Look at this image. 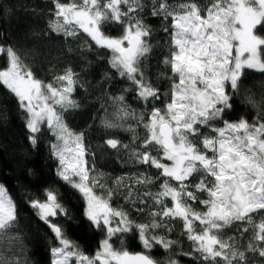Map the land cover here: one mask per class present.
Returning a JSON list of instances; mask_svg holds the SVG:
<instances>
[{
  "label": "snow or ice",
  "instance_id": "snow-or-ice-1",
  "mask_svg": "<svg viewBox=\"0 0 264 264\" xmlns=\"http://www.w3.org/2000/svg\"><path fill=\"white\" fill-rule=\"evenodd\" d=\"M149 2L153 17L171 21V53L164 63L173 78L170 92L163 93V108L155 107L162 93L142 68L151 52V30L143 20L145 0H54L56 10L49 24L53 32L66 37L82 31L98 47L110 50V66L135 86L137 99L145 105L137 112L123 95L112 97L115 110L105 113L102 124L133 133L143 127L146 132L131 149L115 138L105 141L111 149L128 152L136 164L158 170L155 178L136 173L115 181V190H124V199L144 207L149 201L154 205L146 223H136L127 212L112 208V190L106 196L93 190L103 185L90 178L83 133H72L64 120V113L80 107L73 98L77 75L68 68L46 83L14 48L0 45V54L8 57V67L0 69V83L24 110L32 144L46 124L58 141L51 145L60 165L58 176L83 195L86 218L105 232L101 247L93 256L86 255L66 238L63 226L53 222L58 213L65 219L69 216L57 196L49 191L44 202L33 200L31 207L58 242L50 250L52 264H165L146 254L157 245L170 254L166 264H179L171 258L178 243L169 238L173 220L182 222L192 243V251L180 255L197 257L201 264H250V254L264 259V119H224L233 99L226 85L237 91L245 69L264 74V36L257 33L258 26H264V0H209L204 7L196 0ZM110 26L121 27L123 33L107 35L103 29ZM217 121L222 126L216 127ZM204 127L209 134L201 132ZM132 139L135 145L137 137ZM161 178L157 190L148 187ZM201 195L206 198L200 199ZM197 201L202 211L193 207ZM254 216L260 217L258 223ZM16 225L17 205L0 183V264H26L7 254V245L20 240L13 235ZM233 226L236 234L227 235L225 230ZM133 231L145 252H129L123 239L120 248L113 247V237Z\"/></svg>",
  "mask_w": 264,
  "mask_h": 264
},
{
  "label": "trees",
  "instance_id": "trees-1",
  "mask_svg": "<svg viewBox=\"0 0 264 264\" xmlns=\"http://www.w3.org/2000/svg\"><path fill=\"white\" fill-rule=\"evenodd\" d=\"M60 2L66 3L68 0ZM196 2L204 7L209 0ZM145 4L147 7L143 20L151 30L148 39L151 52L143 61L142 68L148 80L162 93L160 100L155 102V107L163 108V93L170 92L173 78L171 68L164 63L165 57L171 53V21L165 22L160 17H153L149 11V0H145ZM55 10L54 0H0V45L14 48L35 76L46 83L52 82L55 76L62 75L68 68L77 75L78 83L73 98L80 107L64 113V120L73 133H83L90 178L98 179L99 184L103 185V188L94 186L93 190L102 196L112 190V208L127 212L136 223H146L151 219L148 212L154 205L149 201L148 207H144L138 201L133 204L124 199V190L116 192L115 181L117 177L136 173H147L155 178L158 170L148 165L136 164L129 158L128 152L111 149L105 144L107 139L115 138L131 149L142 142L146 132L143 127H137L133 133L108 129L102 124L105 113L111 114L115 110L112 97L123 95L125 102L137 112L144 110L145 105L137 99L135 86L110 66V50L98 47L82 31L76 36L66 37L50 29L49 24L54 18L52 14ZM165 28H168V32L164 31ZM103 30L110 36H120L123 33L119 26L105 27ZM257 33L264 36V26H258ZM6 67L8 57L0 54V68ZM226 91L233 99L231 110L224 115L225 120L236 121L243 117L252 122L257 118L264 119V74L245 69L238 90L233 92L227 86ZM151 107V104L148 105L149 109ZM215 126L220 127L222 124L217 121ZM201 132L209 134V129L201 128ZM31 135L18 99L0 83V183L8 189L17 205V225L13 235L20 237L16 243L7 245V254L26 264H52L50 250L58 246V242L50 227L37 215V210L31 207L33 200L44 202L51 191L69 214L65 219L58 213L57 217L52 218L53 222L63 226L66 238L78 245L84 254L93 256L105 238L104 230L96 228L86 218L83 195L58 176L60 165L51 147L55 138L50 129L44 126L35 134V145L31 142ZM133 135L137 137L135 145ZM197 180L198 177L194 178L193 183ZM160 183L162 178L148 187L155 191ZM140 191L142 194L144 188L141 187ZM205 198V195L200 196V199ZM168 206H172L170 201ZM193 207L198 211L203 210L198 201ZM253 219L258 223L260 217L254 216ZM169 226L173 229L169 238L178 242L172 249L171 258L179 261V264H201L197 257L180 255L181 252L192 251V243L184 234L182 222L173 220ZM225 232L227 235L236 234V226ZM247 238L246 234L243 242ZM120 239L124 240V246L129 252H145L135 231L123 237H113L111 243L114 248H120ZM146 254L165 264L170 256L168 251L158 245ZM250 257V264H264V259L255 254H250Z\"/></svg>",
  "mask_w": 264,
  "mask_h": 264
},
{
  "label": "rangeland",
  "instance_id": "rangeland-1",
  "mask_svg": "<svg viewBox=\"0 0 264 264\" xmlns=\"http://www.w3.org/2000/svg\"><path fill=\"white\" fill-rule=\"evenodd\" d=\"M0 69H4V68H0ZM227 86H228V85H226V90H227ZM58 110H59V109H58ZM44 126L47 127L46 124H42V125H41V128L44 127ZM68 129H69V128H68ZM69 130H70V129H69ZM50 131H51V130H50ZM70 131H71V130H70ZM71 132H72V131H71ZM51 133L53 134L52 131H51ZM72 133H73V132H72ZM74 134H76V133H74ZM53 136H54V134H53ZM54 138H55V136H54ZM56 143H58V141H57L56 139H54V142H53L52 144H56ZM58 202H59V201H58ZM59 203H60V202H59ZM85 203H86V199H85ZM104 239H105V238H104ZM104 239H103V240H104ZM103 240H102V241H103ZM110 242H111V241H110ZM73 264H75V262H73Z\"/></svg>",
  "mask_w": 264,
  "mask_h": 264
},
{
  "label": "water",
  "instance_id": "water-1",
  "mask_svg": "<svg viewBox=\"0 0 264 264\" xmlns=\"http://www.w3.org/2000/svg\"><path fill=\"white\" fill-rule=\"evenodd\" d=\"M136 253H138V252H136Z\"/></svg>",
  "mask_w": 264,
  "mask_h": 264
}]
</instances>
